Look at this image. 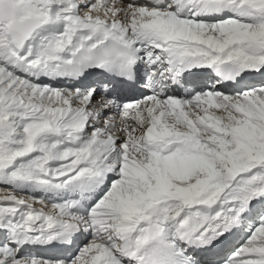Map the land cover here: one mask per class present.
<instances>
[{"label": "snow or ice", "instance_id": "6c2138e0", "mask_svg": "<svg viewBox=\"0 0 264 264\" xmlns=\"http://www.w3.org/2000/svg\"><path fill=\"white\" fill-rule=\"evenodd\" d=\"M0 264H264V0H0Z\"/></svg>", "mask_w": 264, "mask_h": 264}]
</instances>
